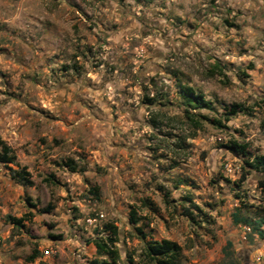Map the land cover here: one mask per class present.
Returning <instances> with one entry per match:
<instances>
[{
	"label": "rangeland",
	"instance_id": "obj_1",
	"mask_svg": "<svg viewBox=\"0 0 264 264\" xmlns=\"http://www.w3.org/2000/svg\"><path fill=\"white\" fill-rule=\"evenodd\" d=\"M0 138V264H264V0H0Z\"/></svg>",
	"mask_w": 264,
	"mask_h": 264
},
{
	"label": "trees",
	"instance_id": "obj_2",
	"mask_svg": "<svg viewBox=\"0 0 264 264\" xmlns=\"http://www.w3.org/2000/svg\"><path fill=\"white\" fill-rule=\"evenodd\" d=\"M217 67V66H215ZM184 104L186 107H193V108H207L212 109L211 103L204 100V98L199 94H194L193 89L191 87H184L183 94ZM243 106L241 104H232L228 111L226 112L225 120H228L229 116H233L240 111H243ZM187 111V110H185ZM187 113V112H186ZM185 117L190 120V122L194 123V127L199 129L201 127V120H209L206 116H202L199 114H186ZM196 117V118H195ZM210 123L214 124L217 127H224L222 121L220 119L211 118ZM226 147L232 153H238L244 155L246 153V144H239L235 140L229 142ZM15 162V155L12 153L9 146L0 138V163H14ZM246 166L248 167V172H256L259 173L261 176L264 177V155H258L252 160V162H247ZM24 183L30 184L29 178H27L28 173L22 168L21 173L16 172ZM244 178V176H242ZM242 178V180H243ZM259 187L264 190V180L259 181ZM91 193H93L96 197L98 195L97 187L91 188ZM50 208H47L45 211H48ZM234 222L239 223L238 216L235 214L233 215ZM13 224L21 225L20 219L10 218ZM132 223H137L138 219L135 217L134 212L131 213L130 218ZM264 224V221H261ZM243 224L251 225L249 221L243 220ZM105 230L109 232L108 238H106V242L103 239L94 240L93 245L96 249L97 254H101L105 256L111 264H113L116 260L119 259V254L117 248L114 246L115 243L118 241L117 238V230L116 227L112 225H106ZM136 232L138 234V239L144 243V251L148 258H150L155 264H178L179 263V255L181 253V247L176 242L171 241L169 239H161V240H149L146 241V234L143 231L136 227ZM259 235L263 232L259 228L254 227ZM107 243V244H106ZM38 253L31 255L28 261H33L36 258ZM97 263V262H94ZM102 264H110L108 262H102Z\"/></svg>",
	"mask_w": 264,
	"mask_h": 264
}]
</instances>
